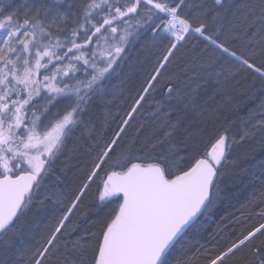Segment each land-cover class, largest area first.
I'll list each match as a JSON object with an SVG mask.
<instances>
[{
    "label": "snow or ice",
    "instance_id": "1",
    "mask_svg": "<svg viewBox=\"0 0 264 264\" xmlns=\"http://www.w3.org/2000/svg\"><path fill=\"white\" fill-rule=\"evenodd\" d=\"M187 6L186 0H0V248L12 244L26 209L50 198L38 199L39 190L68 141L81 129L91 141L85 145L91 167L77 194L37 245L17 248L20 264H229L242 249L243 264H264V188L252 196L258 225L223 246L202 244L192 254L172 255L186 230L222 198L217 177L232 145L264 134V0H202L195 15L182 14ZM209 19L216 25L211 32ZM148 32L146 44L164 34L172 39L104 138L91 106L110 103L112 76ZM190 39L213 49L208 66L221 67L216 83L225 73L235 82L217 89L223 102L206 117L196 111L194 95L182 94L171 79L161 84L174 50ZM157 91L161 99L151 115L163 114V122L150 130L137 118ZM232 92L259 100L239 141L228 135L227 115L221 120V113L239 107ZM104 115L107 127L111 114ZM185 121L203 126L189 131ZM97 178L95 217L71 239L70 217Z\"/></svg>",
    "mask_w": 264,
    "mask_h": 264
},
{
    "label": "trees",
    "instance_id": "2",
    "mask_svg": "<svg viewBox=\"0 0 264 264\" xmlns=\"http://www.w3.org/2000/svg\"><path fill=\"white\" fill-rule=\"evenodd\" d=\"M201 2L202 0H186L188 6L183 8L182 14L195 15L197 13L195 5ZM208 24L210 32L216 29V25L210 19ZM227 28L228 25L225 24V29ZM150 36L151 32H148L145 37L130 46L127 59L117 70V73L112 76L106 94L110 103L104 104L96 101L92 105V122L96 132L103 134L104 138L110 136L112 130L117 127L121 117L124 116L136 96L143 78L148 75L154 62L164 54L165 48L169 46L168 42L171 39L165 34L158 36L154 43L146 44L145 41ZM220 39H225L223 34ZM204 43L194 39H190L187 43L181 42L182 46L174 50L175 55L172 63L165 70L161 84L165 80L171 79L172 83L180 88L182 94L194 95L198 106L196 111H204L206 117L209 110L223 102V92H218L217 89H226L228 84L235 82L226 80L227 74L225 73L224 76L218 78L220 83H216V72L220 71L221 67L220 65L208 66L209 57L214 53L211 46L204 50ZM228 43L229 46H232L235 42L229 40ZM237 48L239 50L238 44ZM223 63L222 61L221 64ZM235 87L239 88L240 85H235ZM231 94L235 98L234 103L239 107L221 113V120L224 115H227L230 124L228 135L230 138L234 136L239 141L241 125L248 119V110L255 107L259 100L253 101L238 92ZM160 99L159 91L149 96L144 103L142 116L137 118L138 121L141 118L146 119V127L150 130L155 129L163 122V114L159 118H154L151 115L152 110L156 107V101ZM106 111L111 114L108 117L107 127L103 124ZM194 116L195 112L189 113V119ZM184 123L189 127V131L193 127L203 126L195 123L188 124L187 121ZM214 127L207 128L205 139L208 138V133H211ZM82 132L83 129L77 131L75 136L68 141L65 150L58 156L54 164L53 172L45 178V186L39 190L38 199H43L45 194L50 198L44 200L43 207L40 206L38 200L34 201L20 218L18 224L20 231L13 237L12 244L6 249L0 248V261H3L4 264H20L17 248L37 245V242L43 238L61 213L66 211L74 195L77 194L85 172L91 167V159L85 147V145L90 146L91 141L87 139L86 135L82 136ZM130 136L131 133H129ZM99 144H103V139L99 141ZM200 147L204 148L203 142L200 143ZM138 155L145 161L147 160L146 153L139 152ZM227 160L220 170L221 174L217 177L222 198L206 216H201L183 234L173 250V257L192 254L202 244L211 247L219 243L223 246L230 242V238L238 237L241 232L261 222L259 217L251 215V207L252 196L259 197L260 190L264 188V134L257 133L254 138L233 144ZM99 186L97 178V181L87 190L83 205L79 206L75 215L70 217L72 225L76 228V231L72 232L71 239L82 235L84 229L88 228L90 221L94 219L93 209L99 202L97 192ZM57 199L61 203H57ZM114 208H116V204H110L106 211H111ZM246 253L247 249H242L229 264H243Z\"/></svg>",
    "mask_w": 264,
    "mask_h": 264
},
{
    "label": "rangeland",
    "instance_id": "3",
    "mask_svg": "<svg viewBox=\"0 0 264 264\" xmlns=\"http://www.w3.org/2000/svg\"><path fill=\"white\" fill-rule=\"evenodd\" d=\"M91 113H93V112L91 111ZM91 115H92V114H91ZM239 150L241 151V150H242V147H241ZM227 161H228V160H227ZM225 164H226V163L223 164V167H224ZM223 167H222V168H223Z\"/></svg>",
    "mask_w": 264,
    "mask_h": 264
},
{
    "label": "water",
    "instance_id": "4",
    "mask_svg": "<svg viewBox=\"0 0 264 264\" xmlns=\"http://www.w3.org/2000/svg\"><path fill=\"white\" fill-rule=\"evenodd\" d=\"M196 222H197V221H196ZM187 230H188V229H187ZM187 230H186V231H187Z\"/></svg>",
    "mask_w": 264,
    "mask_h": 264
},
{
    "label": "bare ground",
    "instance_id": "5",
    "mask_svg": "<svg viewBox=\"0 0 264 264\" xmlns=\"http://www.w3.org/2000/svg\"><path fill=\"white\" fill-rule=\"evenodd\" d=\"M91 108H92V106H91Z\"/></svg>",
    "mask_w": 264,
    "mask_h": 264
}]
</instances>
